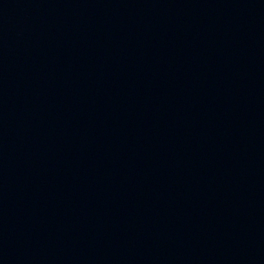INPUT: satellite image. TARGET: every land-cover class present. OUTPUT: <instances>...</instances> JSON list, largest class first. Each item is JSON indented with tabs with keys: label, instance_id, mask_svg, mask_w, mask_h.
Listing matches in <instances>:
<instances>
[{
	"label": "water",
	"instance_id": "1",
	"mask_svg": "<svg viewBox=\"0 0 264 264\" xmlns=\"http://www.w3.org/2000/svg\"><path fill=\"white\" fill-rule=\"evenodd\" d=\"M0 264H264V0H0Z\"/></svg>",
	"mask_w": 264,
	"mask_h": 264
}]
</instances>
